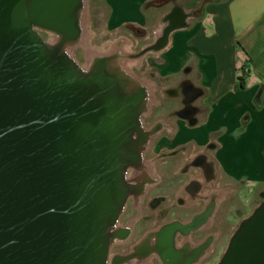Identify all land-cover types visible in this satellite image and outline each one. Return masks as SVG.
<instances>
[{
  "label": "water",
  "instance_id": "95a60500",
  "mask_svg": "<svg viewBox=\"0 0 264 264\" xmlns=\"http://www.w3.org/2000/svg\"><path fill=\"white\" fill-rule=\"evenodd\" d=\"M84 12L85 0H0V264L131 258L110 248L131 234L118 224L127 200L138 204L156 180L144 153L162 124L145 127L151 88L126 64L164 48L186 15L137 52L123 51L119 40L82 65L73 51ZM185 90L181 113L190 118L193 88ZM212 210L159 227L162 264H197L208 254L207 243L189 256L175 243L207 224ZM215 264H264V198L238 222Z\"/></svg>",
  "mask_w": 264,
  "mask_h": 264
},
{
  "label": "crops",
  "instance_id": "0c3cea01",
  "mask_svg": "<svg viewBox=\"0 0 264 264\" xmlns=\"http://www.w3.org/2000/svg\"><path fill=\"white\" fill-rule=\"evenodd\" d=\"M102 2L107 8L108 30L149 27L153 29L150 42L164 25L186 15L184 25L172 31L164 48L130 61L141 71L154 69L152 81L144 74L136 75L151 88L149 113L156 87L163 81L170 84L165 93L181 96L185 87L193 88L194 114L190 118L181 113L178 99L176 109L161 101L155 103L156 107L165 105L162 112L175 117L176 122L156 120L162 127L155 137L162 131L166 134L153 152L175 156L180 151L187 163L202 157V164L189 165L178 196L183 195L184 206L192 215L206 202L202 197L212 193L208 221L213 222L216 234L222 233L216 221L223 217L221 208L229 192L225 187L256 189V195L264 194V0ZM172 111L176 112L170 115ZM205 163H209L208 184L204 183ZM192 169L198 172L195 177L190 174ZM191 179L198 186L194 194L201 198L191 196Z\"/></svg>",
  "mask_w": 264,
  "mask_h": 264
},
{
  "label": "rangeland",
  "instance_id": "374dc122",
  "mask_svg": "<svg viewBox=\"0 0 264 264\" xmlns=\"http://www.w3.org/2000/svg\"><path fill=\"white\" fill-rule=\"evenodd\" d=\"M107 8L102 0H85V12L82 20L83 25V37L81 43L73 51L74 58L82 65L88 62V58L93 51L106 52L110 49L111 45L116 41H121L120 48L127 52H137L139 49L149 44L152 40V28H132L123 27L118 30H108L105 25L107 18ZM154 22V21H153ZM46 39L50 38V35L42 33ZM149 54H145V58ZM145 61V60H144ZM127 68L129 71L137 74H144L147 77L145 79L152 81L154 75V69L146 70L138 69L134 61L128 60ZM158 84V83H157ZM170 84L160 83L156 87V99L153 102L151 108V114L143 117L146 125H150L152 122L158 119H165L168 122L174 124L176 122L175 117H168L162 112L163 109L156 107L155 103L161 101L172 109L179 107L178 102H172L168 95L164 92V89L169 87ZM164 102V103H163ZM167 107L165 106V109ZM166 134V131L160 132L154 141L152 147L146 152L144 161L150 166L153 176H158L162 181L158 185H154L141 201L136 204L131 197L127 200L123 213L121 214L118 224L123 225L126 223H133L136 220L133 233L130 239L123 246L112 245L110 253L114 254V251H123L135 240H137L141 234L150 229L165 222H169L174 218L186 219L191 215V210L185 208L182 197H179V191L183 182L187 179L185 162L180 151H176L175 156L170 155L166 151L159 153L153 152L154 148L158 144V140ZM169 160L168 163H163ZM189 168V166H188ZM194 170V169H192ZM191 170V171H192ZM190 171V174L192 175ZM174 179L175 183L165 187L164 183L167 178ZM224 190H228L227 200L224 206L221 208L222 218L217 219L218 225L222 226V233L218 235V240L215 243L210 255L203 259L198 264H215L227 244V241L232 233V230L236 227L238 222L245 216H247L254 206L262 198L263 193L256 195V189H247L244 187H236V189H229L225 187ZM154 195H158V200L153 201L154 205L150 204ZM131 199L134 201L132 203ZM138 210H136V209ZM148 264H159L157 259H151Z\"/></svg>",
  "mask_w": 264,
  "mask_h": 264
},
{
  "label": "flooded vegetation",
  "instance_id": "af4514ba",
  "mask_svg": "<svg viewBox=\"0 0 264 264\" xmlns=\"http://www.w3.org/2000/svg\"><path fill=\"white\" fill-rule=\"evenodd\" d=\"M156 93L157 92L155 91L154 92V94H155L154 97H156ZM166 94L168 95V97L170 99H174L175 101L178 99L180 101V104H181L180 110L181 111L187 109L188 103H186V101L188 100L190 94L185 89H183V93H181V96L179 95V93L174 94V92H170V91H167ZM164 104H166V101H165ZM164 107H165V105H162V104H160L158 106L159 109H163ZM175 112L176 111H174V112L172 111L170 113V115L175 114ZM150 114H151V111L146 116H149ZM155 123H156V121L152 122L150 125H146L145 124V121H144V125H145L146 128L152 127V125H154ZM148 150H149V148L145 151L144 157H145V154H146V152ZM163 163H168L169 164V160H166ZM200 163L202 164V157L201 156H198L195 159H193L192 161H190V162L187 163V165L185 167V172L188 169V166L189 165H196V164H200ZM208 165H209V163L203 164V175L205 177V181H204L205 184H208L209 183L208 182V179H209V176H210V171L208 169ZM191 173H192V176L195 177L198 172L194 169V170L191 171ZM161 181H162V179L160 177L156 176V180L153 183H151V185L149 186V188L147 189L146 193L144 194V196L142 198L145 197V195L148 193V191L154 185H158ZM174 183H175V180L174 179H170V177H168L167 180L165 181L164 185L166 187V186L172 185ZM188 187H189V191L191 193V196H195L197 198H201V196H199L198 194L197 195L194 194L196 188H198L197 183H195V180L191 179L190 182H189V186ZM162 197L163 196L158 197V195H154L153 196V199L150 201V204L151 205H154L153 204V201L158 200L159 198H162ZM212 197H213V194L212 193L209 194V195H206V196L202 197L203 199L206 200V202L201 206V208H200L199 211H197L196 213H193L188 218H186V219L174 218V219H178L180 221H190V219L195 214L202 213L207 208H209V206L211 205ZM131 201H132L133 205H135L134 204V201L132 199H131ZM174 219H172V220H174ZM137 222H139V220H136L133 223L131 222V223L123 224L122 226L129 227L131 229V234H130L129 238L125 242H122V243L116 242V243L113 244V246L114 245H116V246H123V245H125L126 242L132 236L134 225ZM160 226H157V227H154V228H150V229L144 231L137 240L133 241L128 246V248L126 250H123V251H121V250L120 251H114V254H118V255H126V254L131 255V258L128 259V261H126V262L124 261V262H121L119 264H148L149 261L152 258L153 259L154 258L157 259L159 261V264H162L161 261L159 260L158 255L155 252V249L157 247L156 246V242H155V232H157V230L159 229ZM215 232H216V230L213 227V222H209L208 221L207 224H204V225L200 226L197 230H195L193 232H190L187 236H181V235L176 236V243H175L176 248L179 249V250H183L184 254L186 256H189L191 254V252L194 251L197 247H200V246H202V245H204V244L207 243L208 244V251L209 252H208V254L206 256L201 257V259L198 262V263H200L203 259H205L206 257H208L210 255V253H211V251H212L215 243L218 240V235H220V234H216ZM111 248H110V250H111ZM145 251H148L149 252V254L146 255V256L144 254Z\"/></svg>",
  "mask_w": 264,
  "mask_h": 264
},
{
  "label": "trees",
  "instance_id": "16d2710c",
  "mask_svg": "<svg viewBox=\"0 0 264 264\" xmlns=\"http://www.w3.org/2000/svg\"><path fill=\"white\" fill-rule=\"evenodd\" d=\"M259 91H260V90H259ZM259 91H258V93H257L256 97H258V96H259ZM262 198H264V194L262 195Z\"/></svg>",
  "mask_w": 264,
  "mask_h": 264
}]
</instances>
